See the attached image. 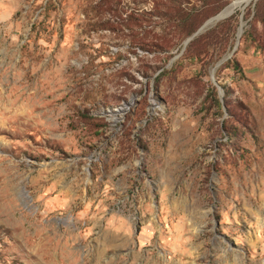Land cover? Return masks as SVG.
I'll return each mask as SVG.
<instances>
[{
    "label": "rangeland",
    "instance_id": "374dc122",
    "mask_svg": "<svg viewBox=\"0 0 264 264\" xmlns=\"http://www.w3.org/2000/svg\"><path fill=\"white\" fill-rule=\"evenodd\" d=\"M151 1L0 0V264H264V0Z\"/></svg>",
    "mask_w": 264,
    "mask_h": 264
},
{
    "label": "trees",
    "instance_id": "16d2710c",
    "mask_svg": "<svg viewBox=\"0 0 264 264\" xmlns=\"http://www.w3.org/2000/svg\"><path fill=\"white\" fill-rule=\"evenodd\" d=\"M151 3H152V5H151L152 6L151 7V11L143 14V16H142L143 17L142 20L145 23H147L150 20V18L153 17V15H157V14H163V13H165V15H167L170 18V20L181 17V13H182L183 10L181 8V2H180V0L151 1ZM161 7H163L164 12H160V8ZM193 32H194V28L188 30L187 33L185 34V36L186 35H190ZM141 44H142V46H141L142 48L143 47H153V49L154 48H157V49H161V50L162 49L166 50L165 46L163 45L164 42H163V44H154V43L152 44V43H146L145 40L143 39L142 42H141Z\"/></svg>",
    "mask_w": 264,
    "mask_h": 264
},
{
    "label": "water",
    "instance_id": "95a60500",
    "mask_svg": "<svg viewBox=\"0 0 264 264\" xmlns=\"http://www.w3.org/2000/svg\"><path fill=\"white\" fill-rule=\"evenodd\" d=\"M221 12H222V11H221ZM221 12H220V13H221ZM220 13H218V14L215 15L214 17L208 19V20H207V21H206V22H205V23H204V24H203V25H202V26H201V27H200V28H199L194 34H192L188 39H186L185 42L183 43L184 47H185V46H186L191 40H193L196 36L200 35V34L203 33L204 31H206L207 29H209V28H206V25L208 24V22L211 21L213 18L217 17ZM229 16H230V15H229ZM229 16H228V17H229ZM228 17H226V18H228ZM226 18H225V19H226ZM239 28H241V26H240ZM241 33H242V31L239 32V29H238L237 38H236V44H235V46H234L232 52H231L230 55H228L227 57L221 59V61L215 66V68L218 67L223 61H225L226 59H228L231 55H233V53H234V51L236 50L237 45H238V43H239V38H240V36H241ZM215 68L212 70V73H211L212 82L217 86L218 90H221L220 87L215 83L214 78H213V73H214ZM219 95L222 96V91H219Z\"/></svg>",
    "mask_w": 264,
    "mask_h": 264
},
{
    "label": "bare ground",
    "instance_id": "6f19581e",
    "mask_svg": "<svg viewBox=\"0 0 264 264\" xmlns=\"http://www.w3.org/2000/svg\"><path fill=\"white\" fill-rule=\"evenodd\" d=\"M245 0H237L236 2H234L231 6H229L225 11H223L222 13H220L217 17L213 18L211 21L208 22V24L206 25V28H210L212 26H214L216 23H218L219 21L225 19L226 17H228L231 12L238 7L239 5H241ZM242 28H240V31H242Z\"/></svg>",
    "mask_w": 264,
    "mask_h": 264
}]
</instances>
